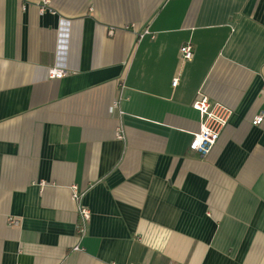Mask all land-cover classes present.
<instances>
[{"label": "crops", "instance_id": "crops-1", "mask_svg": "<svg viewBox=\"0 0 264 264\" xmlns=\"http://www.w3.org/2000/svg\"><path fill=\"white\" fill-rule=\"evenodd\" d=\"M44 1L0 0V264H264V0Z\"/></svg>", "mask_w": 264, "mask_h": 264}, {"label": "built area", "instance_id": "built-area-1", "mask_svg": "<svg viewBox=\"0 0 264 264\" xmlns=\"http://www.w3.org/2000/svg\"><path fill=\"white\" fill-rule=\"evenodd\" d=\"M47 0L44 1L46 5ZM42 11V10H41ZM149 32L145 30L142 34L138 35V39H141ZM180 61L182 63L192 61L194 57L193 46L190 43L183 44L179 49ZM66 75V72L62 69L51 68L49 71L50 79H62ZM177 79L173 80L172 85L176 86ZM192 108L199 112L201 118L200 130L198 134L193 137L192 142L189 145V149L193 152H198L201 154L207 153L212 146H214L223 131L224 127L227 125L230 117L231 110L219 103H210L207 98L200 97L192 104ZM263 121V115H259L254 118L253 124L260 125ZM118 139H122L121 135H117ZM72 200L75 203L80 202V195L77 192L76 187L72 188ZM90 210L82 205H78V216L80 222L77 226V234L79 238L85 235V226L90 219ZM12 225H17L18 222L15 220H10ZM78 250V248H74Z\"/></svg>", "mask_w": 264, "mask_h": 264}]
</instances>
